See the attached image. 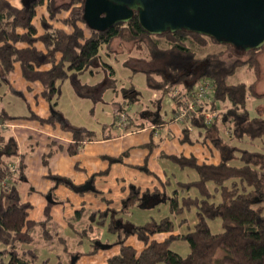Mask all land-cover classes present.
<instances>
[{
	"label": "trees",
	"instance_id": "trees-1",
	"mask_svg": "<svg viewBox=\"0 0 264 264\" xmlns=\"http://www.w3.org/2000/svg\"><path fill=\"white\" fill-rule=\"evenodd\" d=\"M22 1V6L18 7L9 0H0V77L9 81L15 63L19 62L28 81H40L44 88L42 93L53 109V114L46 119L49 122L61 116L52 101L60 95L64 80L70 79L77 84L81 73L96 66L114 71L102 61L100 51L117 37H126L135 44L144 43L150 63H159L153 69H141L146 72L151 89L166 91L180 84L191 93L201 80L209 79L215 87L212 106L218 108L222 102H227V110L220 112L218 117L228 126L225 129H228V137L225 139L218 132L212 140L221 152V160L214 163L200 161L195 155L163 153V157L181 168L194 170L197 177L178 180L174 195L169 198H166L167 190L141 192L139 187H134L122 209L124 212L130 206L145 205V197L153 196L150 200L154 201L153 206L162 199L169 202L171 213L179 217L178 223L171 216L145 224L124 223L122 226L111 221L108 229L119 235L120 249L108 258L107 264H264V152L236 144L246 136L264 139V117L251 116L248 109L249 99L260 96L257 83L264 76L259 57L261 48L245 51L233 44H223L210 36L185 30L151 34L141 26L137 16L106 31H97L84 19V0L69 3ZM42 6L46 7L47 14H39ZM63 13L67 15L61 17ZM37 18L39 22H35ZM56 21H62L61 25ZM209 41L224 45L229 52L207 53L199 57L191 43L205 47ZM240 67L253 70L255 81L228 83V77ZM139 70L135 68V71ZM131 92L136 98L140 95L134 87L128 90ZM31 117L38 116L32 113ZM129 117L127 128L138 130L142 127L143 124L132 127ZM63 122L76 140L95 136V132L84 127H76L65 119ZM190 122L192 130L184 127V141L190 143L195 142L191 134L194 129L206 137L210 130L220 131L216 120L212 125H206L201 117L191 114ZM14 144L13 141V144L0 148V264H76L72 257L65 263L59 254L56 258L45 257L35 245L36 227L42 229V238L47 241L57 238L66 245L67 238L51 230L50 207L46 209L45 218L38 221L28 218L31 204L21 199L17 180L13 177L17 170L12 173L10 164L2 160L4 155L17 153L12 148ZM69 152L77 153L78 145L71 144ZM10 175V186L5 188L2 181ZM55 178L60 180L58 176ZM167 183L164 181L162 185L168 189ZM187 212H194L192 222L187 219ZM217 218L221 220L222 229L214 231L210 223ZM182 225H186L184 230L176 229ZM88 229L93 227L75 229L81 237V244L85 239L91 241L89 250L80 252L77 260L100 249L95 238L87 237ZM158 232L169 234L163 239L153 238L152 235ZM123 234L137 235L145 247L138 252L135 246L124 241ZM176 240L188 242L190 250L186 256L172 249ZM63 249L70 252L67 246Z\"/></svg>",
	"mask_w": 264,
	"mask_h": 264
},
{
	"label": "crops",
	"instance_id": "crops-1",
	"mask_svg": "<svg viewBox=\"0 0 264 264\" xmlns=\"http://www.w3.org/2000/svg\"><path fill=\"white\" fill-rule=\"evenodd\" d=\"M9 1L18 7H21L23 3L22 0ZM41 8L46 11L42 13L47 14L46 7L42 6ZM100 54L102 61L106 63L114 57L108 50V45L102 47ZM120 54L125 57L126 66H129L134 73L140 71H135V67L127 64L130 54L125 52ZM120 54L117 55L120 56ZM109 65L112 67L111 64ZM112 69L114 70L113 67ZM102 71V66H96L81 73L77 84L71 82L70 79L61 83V93L52 101L61 116L59 118L58 115L60 114L56 115L58 117L54 122L46 120L53 114V109L51 102L42 93L44 89L42 83L40 81H28L23 76L19 62L15 63L9 81L0 77V148L13 144L14 141L15 144L12 148L17 151L12 156H2V160L9 164L15 163L17 166V172L13 177L17 180L16 186L20 191L21 199L31 204L28 210V218L36 221L41 220L46 216L47 207H50L52 222L54 219L63 220V226L65 228L69 226L73 231L72 233L77 234V229L83 230L92 226L93 229H88L89 238H92L90 234L94 233L95 229L101 227L115 235L108 229L111 222L110 218L117 213V217H122L123 213L128 212H123L122 209L126 205V199L129 197L132 188L139 187L141 192L146 190L153 192L156 189L162 192L168 190L162 185V182L166 181L169 188L174 192L178 180L187 181L186 177L177 178V180L174 178V173L178 169L182 171L184 169L169 159H166V162L161 166V174L155 172L148 166V160L153 154L157 164L161 162L159 158L163 153L195 155L200 161L206 160L214 163H218L222 157L221 152L211 143L210 139L205 138L206 136L200 134L196 129L191 132L192 138L195 139L192 146H187L190 142L183 144L185 126L173 121L172 112L166 117L162 115L163 111L158 112L157 117L150 122L144 117L146 112L143 110L141 116L145 119L137 121V124L143 123V126L139 130L133 128L125 130L116 124L119 112L123 110L128 112L121 104L118 108L113 107V110L109 109L106 112L109 118H114L111 124L98 125L97 122L94 125L95 119L92 115L95 109L100 106L99 104L104 102L102 100L104 93L102 92L104 88L109 86V80L114 74V71L113 73L106 70ZM102 75H104L103 80L101 79ZM65 90L68 91L67 97H63ZM157 96L155 90L153 93L155 100L158 99ZM146 109L147 111L150 110L148 106ZM32 113L46 121H42L38 117H31ZM127 114L129 116L134 114L137 117L139 112L135 110V113L128 112ZM90 118L94 120L91 121ZM64 119L76 127H84L95 132V136L76 140L73 132L63 125ZM221 122L218 121L217 125ZM219 130H214L216 136L218 132L221 133L220 128ZM113 143L115 145L118 143L119 147L111 150L108 145ZM71 144L78 145L77 153L71 154L69 152ZM64 161L67 162L66 165H64ZM69 167L74 170L71 171ZM186 173L190 172L187 171ZM142 174L146 176L145 184L139 181V175ZM57 176L60 177V180L56 178L59 181L57 182L58 186L63 182L67 185L84 186L86 190L91 189V192L79 194L81 197L77 201L75 209L73 207L74 210L79 211L78 218L82 222L79 225L81 227L74 224L71 219L69 221L64 218L68 201L75 197L73 191L67 186H62V184L58 188L55 187L56 189L42 188L41 186L48 177L55 178ZM31 186L37 191L43 192L45 197L46 194H49L51 199L47 200V198L34 192ZM116 200L124 205L115 207ZM67 211L70 212L69 208ZM90 217L93 221H88ZM124 220L128 221V219ZM177 227L179 231H182L186 225ZM50 228L54 233L59 232L65 236L62 231L56 230L54 225H50ZM116 245L117 243L113 241L110 247L117 248L116 253H118L120 246L115 247ZM109 257L107 256L102 260L105 262ZM82 258L86 260V255Z\"/></svg>",
	"mask_w": 264,
	"mask_h": 264
},
{
	"label": "rangeland",
	"instance_id": "rangeland-1",
	"mask_svg": "<svg viewBox=\"0 0 264 264\" xmlns=\"http://www.w3.org/2000/svg\"><path fill=\"white\" fill-rule=\"evenodd\" d=\"M57 3H69L71 0H57ZM44 8H39V14H41L42 12H46L45 10H43ZM67 14L63 13L61 15V17H65ZM35 22H39V19L37 18L35 20ZM59 22L58 24L61 25L60 22L62 21H56ZM107 45V44H106ZM141 45V46H140ZM163 46L165 45V42H162ZM191 46L196 50L197 55L199 57H202L204 55H206L207 53H217V52H221V51H226L227 53L229 52L228 49L221 44L218 43H214L212 41H209V43L205 46V47H200L196 44L191 43ZM108 50L110 51V53L112 55H114L113 58H111L108 63L112 65V67L114 68V74L113 76H111V80H109V86L107 88H104V91L102 93H104V98L102 100H104V102H101L99 105V107L97 109H95L94 114L92 115L95 119V122L93 121V118H90L91 121H93L94 125L97 124L98 125H103V124H111L112 120H114V118H109V116L106 114L107 111H109V109L113 110V107L118 108L119 105L123 104L124 108L129 112V113H135V110H138L139 114L136 117L134 114L133 116L131 115V118L129 117V115L127 114V119L125 120V122H120V118L119 115L116 118V124L117 126H120L118 124L121 125H125L120 126L125 128V130H129L130 128H127L129 119L131 120V126L132 127H137V121L139 122V120L143 119L144 117L148 120V121H152L154 120V118L156 117V114L158 112H162L163 116H167L169 114H173V116L175 117V114H177L178 109L175 107V105L179 102L180 99H182V102H185L186 100H188V91L187 89L184 88L183 85H176V86H172L171 88H167L166 91L165 90H156V94H158L157 96V100H155V97H153V93H155V90H152L149 86H148V82H147V74L145 71L141 70V69H153L156 66H159V63H150L149 61V57H148V50L145 46L144 43L142 44H135L134 41H130L128 40L126 37H117L115 38L110 44H108ZM128 53L129 55V61L127 62V64L140 69L139 72H133L132 69L129 66H126V64L124 63V59L125 57L121 56L120 53ZM116 54V55H115ZM117 54H120V56H118ZM259 57H261V61H262V67L264 70V46L261 48V51L259 53ZM109 71L110 70L106 69L105 67H103V71ZM102 71V72H103ZM113 73V72H111ZM264 75V74H263ZM100 76V75H98ZM155 78L160 79L161 77L156 76ZM102 80L104 79V75H102ZM256 79V74L253 70L248 69L247 67H240L237 68V70L228 77V83L231 84H237V83H252L254 82ZM135 88L136 90H138L140 92V95L138 98H136V96L134 95L133 92L128 93V90ZM257 93L260 96H252L249 101H248V109L250 112L251 116H263L264 117V76L262 77V79L257 83ZM135 97H134V96ZM68 96V91L65 90V93L63 95V97H67ZM92 100H95L94 98H91ZM94 102V101H93ZM95 103V102H94ZM148 106V108L150 110L147 111L146 107ZM210 106V105H209ZM159 107H161L159 109ZM228 108L227 106V102H222V104L217 108L214 107H208L206 104L203 103V107L201 108V110H219V112L222 111H226ZM143 110H145V115L144 117L141 116L143 113ZM58 111V110H57ZM200 110L198 109V112ZM121 112V111H120ZM119 112V113H120ZM196 112V113H198ZM113 113V112H111ZM192 114V113H191ZM113 115V114H112ZM149 115V116H148ZM201 117V115H197L196 117ZM86 118V116H84ZM144 118V119H145ZM173 118V117H172ZM190 118L191 115H186L185 117V121L184 123L181 122H177L173 119V121L177 122L178 124L185 126L187 125L186 123H188V125H191L192 122H190ZM202 118V117H201ZM138 119V120H137ZM216 122H221L222 120L220 119V117H216L215 118ZM149 123V122H147ZM141 124V123H139ZM143 124V123H142ZM145 124V123H144ZM213 124V123H212ZM219 128L221 129V133L223 135V137L225 139H227L228 137V129H226V127H228L225 123L223 124V122L219 123ZM143 126V125H142ZM135 130V129H134ZM139 130V129H138ZM191 130V129H190ZM207 134V133H206ZM204 135V134H203ZM208 139H210L211 143H213V139L216 136V132L214 130H211V132L208 133L207 135ZM199 142V141H197ZM201 142V141H200ZM183 144L185 143H189L187 141H183ZM202 143V142H201ZM236 144H239L242 147L248 148L250 150H259V151H263L264 152V139L262 138H257V139H251L249 137H244L242 140H238ZM110 146L109 149H114L115 147H119L118 143H113L112 145H108ZM187 146H192V143H189ZM215 146V144H214ZM216 147V146H215ZM217 148V147H216ZM179 151V150H178ZM155 155L153 154L151 156V158L148 160V166H150L152 169L155 170V172H157L158 174L160 173V168L161 166L166 162V158L163 156H160V160L161 162L157 164V161L154 157ZM67 162L64 161V165H66ZM176 166V165H174ZM71 171H73L74 169L72 167H69ZM190 172V173H186V172ZM190 174V176H189ZM73 175V174H71ZM186 177V180H193L196 178V172L194 170H190L189 168L184 169L183 171L181 169H178V171L176 173H174V178L177 180L178 179H182ZM139 181L143 184L146 183V176L139 175ZM57 182H59L58 180H56V178H52V177H48L47 180L45 182H42L41 186L42 188H50V189H56L59 186H61L60 184H62V186H67L68 189H70L71 191H73V193L75 194V197L72 199H70L68 201V205L66 206V210L64 211L65 213V217L67 218L69 221L70 219L72 220V222L74 224H76L77 226H79L82 222H80L79 218H78V212L74 210L75 209V205L77 203V201L79 200V198L81 196H79V194H84L86 192H91V189H84V186L79 187L75 184L73 185H67L64 184L63 182H61L58 186ZM56 187V188H55ZM32 190L40 195H42L43 197H45V194L41 191H37V189H34L33 186H31ZM168 195L166 198H169L170 196H173V190H171V188H168ZM48 193V192H47ZM47 200L50 199L49 194H46ZM63 203V202H62ZM127 203V201H126ZM154 201H147L145 203V205H139V207L137 206H130L129 210H127L128 212L123 213L121 218L124 219H128V223L131 224H145L148 222H151L152 220H156L159 221L162 217L170 215L177 223L179 220V217H176L173 213H171L170 211V204L169 202H164V199L161 200V202H158L157 204H155L153 206ZM123 206L124 204H120L118 203V200H116V204L115 207H120ZM74 207V209H73ZM70 210V212H68L67 210ZM187 215V219L189 220V222H192L194 219V212L191 213H186ZM91 216V215H90ZM67 220V221H68ZM88 220V219H87ZM93 221L90 217V219L88 221ZM63 220L58 219L52 222V226L54 225L56 230H60L62 231L63 234H65V237L67 238V244L63 245V243L61 244L57 238L52 239L51 241H47L44 238H42V229L40 227H36L34 229V234L36 237V243L35 245L39 248L41 254H44L45 257L47 256H52L53 258H56V255L59 254V256H61L64 260L65 263H67V260H69L71 257V259L74 260V258H79L80 257V252L82 251H86L89 250V248L91 247L90 243L91 241L88 240L85 242V244H81L80 243V239L81 237L79 235H77L76 233H72L73 231L71 230V228L68 226L67 228H65L63 226L62 223ZM211 228L214 231H219L222 229L221 227V220L219 218L215 219L214 221H211ZM81 227V226H79ZM100 227V226H99ZM177 229V228H176ZM71 231V232H69ZM68 232V233H67ZM115 235H112L107 229L105 230V228L103 229L101 228H97L94 230V233H91L90 236H92V239L95 238V240H97L99 246H102V244L104 245H111V243L114 241V243H117V245L115 247H117L118 245L120 246L119 242V235L117 233H114ZM168 232H158L155 233L154 235H152L153 238L156 239H163L166 235H168ZM89 237V236H87ZM123 239L127 244H132L133 246H135V248L137 249V251L139 252L145 245L144 241L140 240L137 235L135 234H129V235H124L123 234ZM67 246L70 250L69 253L64 251V247ZM172 249H174L175 251L179 252L180 254H182L183 256H186L189 253V244L188 242L182 241V240H176L173 242L172 244ZM95 254L93 255H86V260L83 259L82 257L79 260H76V264H106L107 261H103L105 259V257L107 256H111L114 253H116L118 251L117 248H113V247H106L103 248L101 247V249H95ZM103 259V260H102Z\"/></svg>",
	"mask_w": 264,
	"mask_h": 264
},
{
	"label": "water",
	"instance_id": "water-1",
	"mask_svg": "<svg viewBox=\"0 0 264 264\" xmlns=\"http://www.w3.org/2000/svg\"><path fill=\"white\" fill-rule=\"evenodd\" d=\"M135 16L151 34L185 30L245 51L264 46V0H84V19L97 31Z\"/></svg>",
	"mask_w": 264,
	"mask_h": 264
},
{
	"label": "built area",
	"instance_id": "built-area-1",
	"mask_svg": "<svg viewBox=\"0 0 264 264\" xmlns=\"http://www.w3.org/2000/svg\"><path fill=\"white\" fill-rule=\"evenodd\" d=\"M214 91H215V87L212 83V81H210L209 79H204L201 80L196 88L194 89L193 92H188V100H186L185 102H182V99L179 100V102L175 105V107L178 109L177 114H175V117L173 116V119L177 122H181L184 123L186 122L185 117L186 115H191L192 114H197V115H201L204 123L206 125H212V123L215 121V118L218 117L219 115V110H201V108L203 107V103L206 104L208 107H213V101H214ZM210 105V106H209ZM198 109L200 110L198 112ZM198 112V113H196ZM119 118H120V122H125V120L127 119V112H120L119 114ZM188 128H190L191 130L193 129L192 125H188V123H186ZM120 126H125V125H121L118 124ZM10 169L13 172H16L17 170V166L15 163H10ZM12 175V174H11ZM8 176L6 177L3 181L2 184L4 185L5 188H9V184L11 181L12 176Z\"/></svg>",
	"mask_w": 264,
	"mask_h": 264
},
{
	"label": "flooded vegetation",
	"instance_id": "flooded-vegetation-1",
	"mask_svg": "<svg viewBox=\"0 0 264 264\" xmlns=\"http://www.w3.org/2000/svg\"><path fill=\"white\" fill-rule=\"evenodd\" d=\"M156 117H157V114H156ZM155 117V118H156ZM153 197V196H152ZM152 197H145V202H147V201H149V200H151V198ZM111 219V221H113V222H115V224L117 225V226H122L124 223H126L125 221H124V219L123 218H121V217H117V214H114L113 215V217H111L110 218ZM128 223V222H127ZM97 245H99V244H97Z\"/></svg>",
	"mask_w": 264,
	"mask_h": 264
}]
</instances>
